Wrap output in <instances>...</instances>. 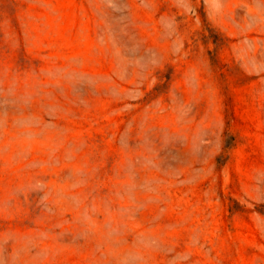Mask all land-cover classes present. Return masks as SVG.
Returning a JSON list of instances; mask_svg holds the SVG:
<instances>
[{
    "label": "rangeland",
    "instance_id": "rangeland-1",
    "mask_svg": "<svg viewBox=\"0 0 264 264\" xmlns=\"http://www.w3.org/2000/svg\"><path fill=\"white\" fill-rule=\"evenodd\" d=\"M0 264H264V0H0Z\"/></svg>",
    "mask_w": 264,
    "mask_h": 264
}]
</instances>
